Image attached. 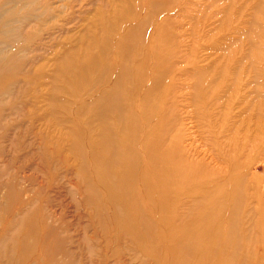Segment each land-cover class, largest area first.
<instances>
[{
	"label": "bare ground",
	"instance_id": "obj_1",
	"mask_svg": "<svg viewBox=\"0 0 264 264\" xmlns=\"http://www.w3.org/2000/svg\"><path fill=\"white\" fill-rule=\"evenodd\" d=\"M118 1L0 0V264H264V100Z\"/></svg>",
	"mask_w": 264,
	"mask_h": 264
},
{
	"label": "rangeland",
	"instance_id": "obj_2",
	"mask_svg": "<svg viewBox=\"0 0 264 264\" xmlns=\"http://www.w3.org/2000/svg\"><path fill=\"white\" fill-rule=\"evenodd\" d=\"M172 7L169 14L171 28L180 33L181 48L196 47L198 59L212 55L215 67L213 74L217 75L223 67L227 78L238 63L240 66L243 63L245 78L249 80L246 86L249 102L256 98L264 100V0H174ZM117 8L124 10L122 5ZM76 15L83 19L88 14L77 12ZM76 15L73 17L74 23H70L75 30L81 27ZM193 57L189 55L188 59ZM185 80L190 81L187 78ZM257 87L263 91L261 96L256 92ZM254 120L256 118H252L251 123ZM260 121L264 125V114ZM182 123L185 124L183 134L190 131L193 145L206 152L205 160H210L213 150L206 127L201 123L190 127L192 122L188 118H184ZM250 160L249 171L257 178L255 182L260 187L264 184L263 150L253 151Z\"/></svg>",
	"mask_w": 264,
	"mask_h": 264
}]
</instances>
